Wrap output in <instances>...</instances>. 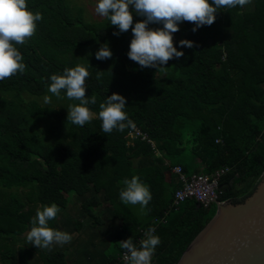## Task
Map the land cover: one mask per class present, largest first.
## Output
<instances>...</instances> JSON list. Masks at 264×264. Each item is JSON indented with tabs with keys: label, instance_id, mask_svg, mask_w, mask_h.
Wrapping results in <instances>:
<instances>
[{
	"label": "trees",
	"instance_id": "trees-1",
	"mask_svg": "<svg viewBox=\"0 0 264 264\" xmlns=\"http://www.w3.org/2000/svg\"><path fill=\"white\" fill-rule=\"evenodd\" d=\"M26 3L43 19L33 37L14 44L24 72L0 80V264H33L30 251L22 249L17 256L15 246L37 210L55 203L60 212L49 226L59 230L56 220L72 197L90 192L83 209L95 224L102 222L95 208L103 193L137 247L140 228H155L160 243L152 264H177L214 215L212 205L199 207L194 198L173 205L182 182L172 168L180 165L192 175L230 167L220 180L222 202L249 195L264 172V0L218 9L214 23L196 32L193 23H180L173 40L185 55L170 60L166 73L139 65L130 69L131 28L115 36L119 30L107 18L87 21L84 8L72 0ZM139 20L133 17V26ZM181 39L195 47L181 48ZM104 43L112 58L97 60L95 53ZM77 65L89 72L86 98L96 99L86 105L96 114L89 123L72 124L67 112L25 100V95L52 94L51 75ZM98 71H103L99 79ZM113 93L126 98L128 118L155 147L141 138L128 144L133 127L103 132L99 105ZM60 95L66 96L65 91ZM134 175L152 195L144 219L119 195L121 182ZM19 188L27 191V201L13 191ZM155 218L164 221L154 223ZM111 248L109 263L125 251L117 241ZM40 257L44 264H67L61 252H41Z\"/></svg>",
	"mask_w": 264,
	"mask_h": 264
},
{
	"label": "clouds",
	"instance_id": "clouds-1",
	"mask_svg": "<svg viewBox=\"0 0 264 264\" xmlns=\"http://www.w3.org/2000/svg\"><path fill=\"white\" fill-rule=\"evenodd\" d=\"M252 0H97L95 12L107 18L112 26L119 31L113 35L129 31L132 39L127 53L129 59L143 68H153L166 73V65L172 59H179L185 54L174 46L173 34L179 31V24L191 22L196 32L202 26H210L216 19V13L221 8H243ZM131 6V9H130ZM133 12L144 19L135 22ZM43 19L40 12L33 13L28 9L26 0H0V80L10 78L16 73H23L26 65L23 57L14 44L23 45L34 36L37 22ZM162 25L150 28L149 25ZM181 48H193L195 44L188 39L179 41ZM113 53L108 44H103L95 53L97 60L111 59ZM103 71L97 72V79ZM89 72L84 66L65 68L62 75L53 74L50 77L48 91L59 97L64 90L69 100L79 101V104L69 105L66 121L84 126L92 119V113L86 106L95 104V96L86 98V78ZM48 102V97H45ZM126 98L113 93L99 105V119L102 121L104 133L114 129L123 132L126 127H134V122L128 118L124 108ZM124 188L120 191L121 201L128 205H139L141 214L146 215V207L152 199L149 187L141 182L138 176L124 179ZM60 208L55 204L44 205L38 209L31 220V228L25 234L30 245L38 249L51 251L54 246L70 243L72 236L65 231L51 228L49 221L55 220ZM155 229L150 227L140 240L139 247L128 238L119 241V246L125 250L126 264H152V257L160 238L154 235Z\"/></svg>",
	"mask_w": 264,
	"mask_h": 264
},
{
	"label": "water",
	"instance_id": "water-1",
	"mask_svg": "<svg viewBox=\"0 0 264 264\" xmlns=\"http://www.w3.org/2000/svg\"><path fill=\"white\" fill-rule=\"evenodd\" d=\"M177 264H264V172L249 195L217 205Z\"/></svg>",
	"mask_w": 264,
	"mask_h": 264
},
{
	"label": "crops",
	"instance_id": "crops-1",
	"mask_svg": "<svg viewBox=\"0 0 264 264\" xmlns=\"http://www.w3.org/2000/svg\"><path fill=\"white\" fill-rule=\"evenodd\" d=\"M226 189V185H222ZM94 192L86 195H74L67 208L63 209L56 220L59 230L68 232L72 236L70 243L63 246L56 245L51 251L40 249L38 253L30 252V261L44 264L40 253L52 254L61 252L67 264H108L112 252L110 248L117 241L127 239L123 229L122 219L115 215V207L109 203L104 194L100 193L101 204L95 212L102 221L94 223V219L84 209L83 203ZM111 252V253H110ZM123 264H126L123 263Z\"/></svg>",
	"mask_w": 264,
	"mask_h": 264
},
{
	"label": "built area",
	"instance_id": "built-area-1",
	"mask_svg": "<svg viewBox=\"0 0 264 264\" xmlns=\"http://www.w3.org/2000/svg\"><path fill=\"white\" fill-rule=\"evenodd\" d=\"M128 144L134 142V139L141 138L144 141H148L151 143L153 147H155V143L152 139H150L149 135L142 131L140 128L134 126L132 130L127 135ZM217 141H221L218 139ZM231 170L230 167L224 166L220 169L216 170L212 174H204V173H194L192 175H187L184 173L182 166L178 165L172 168V171L179 175L182 185L178 187L175 191L173 205L179 206L182 202L187 199L194 198L197 202L201 203L204 206L210 205H218L220 202L219 194H220V180L221 178L227 174ZM164 219L155 218L153 220L154 223L162 222ZM155 229V228H154ZM148 229L140 228L141 236L138 240H142L144 238V234ZM125 251H123L118 257L117 260L111 262L109 264H121L125 263L124 260Z\"/></svg>",
	"mask_w": 264,
	"mask_h": 264
},
{
	"label": "rangeland",
	"instance_id": "rangeland-1",
	"mask_svg": "<svg viewBox=\"0 0 264 264\" xmlns=\"http://www.w3.org/2000/svg\"><path fill=\"white\" fill-rule=\"evenodd\" d=\"M72 2H73L74 6H82L84 8V10H85V19L87 21L95 22V21H102V20L105 19L104 17L99 16L95 12V6L97 4V0H72ZM130 9H131V6H130ZM133 17H136L137 19H144L143 17H139V16L135 15L134 12H133ZM149 27L150 28H156L155 24H151V25H149ZM174 37L182 38L181 35H176ZM137 68H138V63H136L134 61L130 62V69L137 70ZM46 96L48 97V102H45V97ZM31 99H37V101L43 106H53V107H55V108H57V109H59V110H61L63 112H67V113H68V109H67L68 106L76 104L74 101L69 100L66 96L60 95L59 97H57L54 94H45V95H42V96H37V98L34 97V96H31V95H25V100L29 101ZM91 113H92V117H96L95 113H93V112H91ZM13 191L16 192L22 198L23 201H27V191L26 190H23V189L19 188V189H13ZM129 205L136 212L137 216L140 219H144L146 217V215L141 214L139 205H131V204H129ZM216 210H217L216 205H212L211 206V210H210L211 214L215 215ZM31 226L32 225L30 224L27 231L30 230ZM25 234L18 241L17 245L15 246L17 256H20V253L22 252V249H27L31 253L40 252L41 251L40 249H38L34 245H30L26 241ZM0 262H1V260H0Z\"/></svg>",
	"mask_w": 264,
	"mask_h": 264
}]
</instances>
